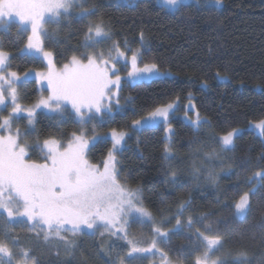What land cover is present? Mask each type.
Wrapping results in <instances>:
<instances>
[{"label": "trees", "instance_id": "16d2710c", "mask_svg": "<svg viewBox=\"0 0 264 264\" xmlns=\"http://www.w3.org/2000/svg\"><path fill=\"white\" fill-rule=\"evenodd\" d=\"M78 7L94 10V15L73 13L44 25L43 49L52 53L57 65L69 63L73 56L86 57L87 28L102 20L111 39L94 48L110 50L117 41L125 56L137 53L142 65L155 64L163 74L148 80L122 77L117 93L125 100L124 107L111 115L103 113L100 121L82 125L68 110L38 112L25 133L29 157L44 160L45 155L34 151L42 149L45 140L55 139L63 148L74 132L90 138L95 131H126L125 144L116 152L117 180L140 190V201L155 221L143 225L140 234L153 238L154 226L173 229L183 201L191 200V207L182 222L188 216H208L191 230L170 232L168 243L159 241L170 264H196L204 246L195 231H205L204 225L218 219L227 224L213 226L219 227L222 245L209 254L212 260L264 264V136L251 126L264 120V88L258 87L264 85V0H223L222 6L196 0L179 10H169L158 0H81ZM28 37L29 30L12 21L0 33V50L9 54V71L19 75L46 70L42 58L27 52ZM117 69L119 75L125 74L122 61ZM41 92L36 79H25L17 87L18 102L30 107L40 100ZM169 103L177 104L168 119L175 133L171 140L166 123L133 127L136 120ZM195 112L210 122L199 131L185 119L186 114L195 119ZM4 114L0 110V121ZM236 128L243 131L234 151L209 161L206 153L220 152L212 137ZM23 139L19 136L20 142ZM112 146L110 138L100 137L86 153L88 162L102 164ZM166 146L175 159L164 158ZM208 171L215 174L214 183L207 179ZM257 172L263 173L253 179ZM246 192H250V211L243 219H234L232 205ZM79 258L70 264H79Z\"/></svg>", "mask_w": 264, "mask_h": 264}, {"label": "snow or ice", "instance_id": "6c2138e0", "mask_svg": "<svg viewBox=\"0 0 264 264\" xmlns=\"http://www.w3.org/2000/svg\"><path fill=\"white\" fill-rule=\"evenodd\" d=\"M73 0H0V19L17 17L22 23L29 25L31 35L28 37L26 49L36 54H41L48 60L47 73H35L42 87L45 85L51 94L40 100L36 107L41 105L52 111L60 112L66 105L79 117L81 124L91 122L96 114L112 111L113 88L119 89L121 77L117 74L115 64L112 60L127 59L121 51L120 44L113 41L110 53L114 56L105 59L103 52L98 55H87V63L73 56L69 64H64L59 71L52 63V53L43 49L42 35L45 34L43 27L46 18H58L62 14H68ZM216 4H222L223 0H212ZM172 8L179 10L184 7V0H165ZM94 15V10L83 9L81 17ZM107 26L101 20L99 23L90 24L85 36V47H95L103 40H110ZM141 42L144 41L141 33ZM125 43H127L125 41ZM9 54L0 50V110L8 107L9 102L12 113L9 117L0 121V129H7L9 134L0 135V214H5L7 221L11 224L18 218H24L23 222L30 223L33 230L39 228L44 233V240L59 238L64 244L71 248L73 242L61 236L62 232H70L73 235L79 232H88L95 235L101 229L117 235L123 234L127 238L128 218L134 217L140 223L155 225L152 213L145 208L139 198V189L132 190L122 186L117 180V160L115 153L123 145L125 132L111 133L113 146L108 153L107 159L100 165H92L86 159L89 147V139L84 135L72 133V140L63 147L55 139L45 140L42 149L45 151V163L38 164L26 161L25 147L19 141L20 130L11 134L12 118L25 111L18 103L16 84L20 77L14 71H9ZM131 71L129 78H139L145 74L158 71L157 65L145 63L138 67V55L133 53L130 57ZM30 74L25 73V78ZM114 76V78H113ZM258 87L264 88V85ZM119 106V99H115ZM176 107L169 103L158 107L147 118L136 120L133 127H143L145 124L155 123L163 120L168 124L167 134L169 140L175 135L168 122L169 113ZM29 125L33 124L35 113L28 109ZM185 119L196 130L199 131L205 125H209L208 118L201 117L195 112V119L185 115ZM259 130L264 136V120L251 125ZM242 129L236 128L224 135H214V139L220 146V152L213 149L206 153L209 161L218 159L220 153L230 152L235 149V141L241 135ZM95 140V137L92 138ZM165 159H175L171 147L164 149ZM264 159V156L261 157ZM102 167V170H101ZM257 172L255 178L261 177ZM172 182H176V173L171 174ZM207 179L215 182L216 176L208 171ZM191 207V200L179 204L175 215V227L165 231L159 226L153 227V234L161 243H168L170 232L174 233L185 227L193 229L195 224L203 223L208 219L207 215L195 218L188 216L181 221V217ZM232 208L234 219H243L250 211L249 194L246 192L240 196ZM223 219L215 220L204 225L205 231L196 229L195 238L204 246L203 257H197L196 264H223L222 261L212 260L210 253L222 245L219 235V227L214 225H226ZM209 233V234H205ZM132 253L160 252L157 248V239H153L148 247H139L137 243L128 241ZM165 264H169L167 254L161 252ZM242 256L244 254H241ZM15 259L12 250L6 243L0 241V264H13ZM17 264H35V257L29 255L28 250L21 251V259ZM123 264V261H120ZM243 264V261H237Z\"/></svg>", "mask_w": 264, "mask_h": 264}, {"label": "rangeland", "instance_id": "374dc122", "mask_svg": "<svg viewBox=\"0 0 264 264\" xmlns=\"http://www.w3.org/2000/svg\"><path fill=\"white\" fill-rule=\"evenodd\" d=\"M80 1L81 0H73V2H72V6H71V8L69 9V12H68V14H62L59 18H58V20L59 19H61V18H63V17H66V16H69V15H71V14H80V12H81V10H78V5L80 4ZM120 2H134V1H136V0H119ZM193 1H196V0H184V4H186V3H189V2H193ZM206 2H208L209 4H211V5H215V6H222V4H216V3H214V2H212V0H205ZM158 2L160 3V4H162L163 6H165L167 9H169V10H175L174 8H172L171 6H169L168 4H166L165 3V0H158ZM46 20H47V22H54V21H57L55 18H53V19H48V18H46ZM17 22L18 24H20V26L21 27H24V28H27L28 30H29V36L31 35V31H30V27H29V25H27V24H25V23H22L17 17H15V16H13V17H11V18H5V19H0V33H1V31L2 30H4L6 27H7V25L10 23V22ZM46 22V23H47ZM44 25H45V23H44ZM43 25V27H45ZM43 36V35H42ZM103 41H105V40H103ZM98 45V44H97ZM112 46V45H111ZM27 52L29 53H31L32 55H34V56H37V57H40V58H42L43 60H44V62L46 63V70L45 71H43V72H40V73H47L48 72V60L46 59V58H44L41 54H36V53H33L32 51H30V50H27ZM101 52H103V54H104V57H105V59H109L110 58V56H114L115 55V53L114 52H111L110 53V50H108V49H106V48H104V47H96V48H91V47H89V51H88V54L87 55H98L99 53H101ZM133 53H128L126 56H127V59H119V60H112L111 61V63H113V64H115V68H116V71H118V69H117V65H118V63H120L121 61H122V63L124 64V66L126 67V70H125V74H122V76L121 75H119L120 77H121V80L123 79L122 77H128V73L132 70L131 69V66H130V57H131V55H132ZM138 55V54H137ZM78 59H81L83 62H85V63H87V60H86V57H83V58H78ZM71 62V61H70ZM69 62V63H70ZM52 63L55 65V68H56V70L57 71H59V70H61L62 68H63V65L62 66H59V65H57V63L55 62V60H54V58H53V56H52ZM69 63H67V64H69ZM138 67H143V65L141 64V62H140V59H139V55H138ZM30 75L27 77V78H25V74L24 75H19L18 74V76L21 78L20 79V82L19 83H17L16 84V88L18 87V84H20L22 81H24L25 79H28V78H34V79H36V81L38 82V85H39V87H40V89H41V91L43 90V92H41V98H40V100L41 99H43V98H47L50 94H51V92H50V90L47 88V86H46V83H45V85L42 87V85H41V83H40V81H39V79L36 77V75H35V72H33V73H29ZM117 74H118V72H117ZM163 74V72L162 71H160V70H158V71H154L152 74H145V75H143L142 77H139V78H131V79H134V80H148V79H152V78H155V77H159V76H161ZM113 78H114V76H113ZM17 96H18V94H17ZM113 105H112V111H111V113L110 114H108V113H106V114H108V115H111V114H113L114 112H116V111H119L120 109H122L123 107H124V104H125V100L123 99V97L122 96H120V94L119 93H117V89H115V88H113ZM115 99H119V106L117 107L116 106V104H115ZM40 100H38L35 104H33L32 106H24L23 107V105L21 104V103H19L20 104V106L22 107V108H24L25 109V111H23V112H21V113H19L17 116H15V117H13L12 118V127H11V134L12 135H15L16 134V130L17 129H19L20 130V136H21V139H22V137H24V139H23V143L22 142H20V141H18L20 144H21V146H23V147H25V149H26V152H27V155H26V157H25V159H26V161H28V162H35V163H38V164H42V163H45L46 162V160L44 159V160H37V159H32V158H30L29 157V145H28V137H27V135L25 134V133H27V132H29V127H31V126H33L34 125V121H35V118H36V115H37V113L38 112H40V111H43V112H45V113H47V114H55V113H61V112H64L65 110H68V111H71V112H73V113H75L72 109H71V106L70 105H66L65 106V108L64 109H62V111H60V112H57V111H52V110H50L49 108H45V107H43L42 105L40 106V107H36V105H38L39 104V102H40ZM173 104H175V103H173ZM176 105V107L169 113V117H170V115L171 114H173L174 112H175V110L177 109V104H175ZM28 109H31L34 113H35V117H34V121H33V124L32 125H29V122H28V112H27V110ZM5 111H6V115L4 114V115H2V119H1V121L4 119V118H6V117H9L10 115H11V113H12V107H11V104H10V102H9V105H8V107L6 108V109H4ZM76 114V113H75ZM150 115V114H149ZM148 115V116H149ZM102 116H103V113H101V114H96L95 115V118L94 119H92L91 121H94V120H101V118H102ZM148 116H146V117H144V118H147ZM169 117H168V119H169ZM79 118V117H78ZM144 118H141L140 120H143ZM160 123H164V121L163 120H158L157 122H155V123H149V124H145L143 127H147V126H153V125H157V124H160ZM134 125V124H133ZM143 127H134L135 129H140V128H143ZM254 130L256 131V133L258 134V135H260V136H262L261 134H260V132H259V130L258 129H256L255 127H254ZM117 133H121V132H125L126 133V131H121V132H118V131H116ZM111 133H112V131H109V132H106L105 134H103V133H100V132H96L95 131V134L92 136V137H90V138H88L89 139V147H88V149L96 142V141H98V139L101 137H108V138H110L111 140H112V137H111ZM9 134V131L7 130V129H0V135H3V136H6V135H8ZM127 136H128V133H127V135L124 137V141H123V145L125 144V141H126V139H127ZM93 137H95V140L93 141L92 140V138ZM113 142V141H112ZM60 143V142H59ZM123 145H122V147H123ZM121 149V148H120ZM61 150H63V148L61 147ZM88 151V150H87ZM34 152H36L37 153V155H46V153H45V151L43 150V149H36ZM87 153V152H86ZM108 156V155H107ZM107 156H106V158H105V160L107 159ZM115 156H116V153H115ZM86 159H87V157H86ZM104 160V161H105ZM103 161V162H104ZM102 162V163H103ZM91 164V163H90ZM92 165H100V166H102V164H92ZM101 170H102V167H101ZM263 172H261V174H262ZM122 186H124V187H126V188H128V189H130L127 185H124V184H121ZM132 190H134V189H132ZM253 189H251V191H252ZM249 194V200H250V192L248 193ZM129 219H130V221L131 222H139L138 220H136L134 217H129ZM147 223H144L143 225H146ZM25 226H24V224H20L19 226H18V228H17V233H18V242H21V243H23V244H25L26 243V234H28V232L25 230V228H24ZM30 232V231H29ZM35 232V235L34 236H31V237H29V246H32L33 247V251H34V253L37 255V257L38 258H41V257H43V256H50V254H49V249H48V246L46 245V244H44L45 242H43V236H41L42 234L41 233H38V232H36V231H34ZM153 239H157L158 241H157V243H159V239L158 238H156L155 236H153V238H147V240H144L143 241V243H142V246L141 247H148L149 245L147 244L148 242L147 241H152ZM73 242V246L71 247V248H68L67 246H65V253H64V255H65V262L66 263H68V264H70L71 263V260H75V259H77V257H76V255H75V244H74V241H72ZM43 246L45 247L44 249L46 250H44L43 249ZM158 248V247H157ZM159 249V248H158ZM153 252L155 253L156 251L155 250H153ZM161 252H163L161 249H160V252L159 253H161ZM129 253V252H128ZM143 254H145V256H144V259H145V261H146V263H147V261H148V263H150V264H165V261L162 259V257H161V254L159 255V256H156L155 254H153V253H143ZM150 255L149 257L147 256V255Z\"/></svg>", "mask_w": 264, "mask_h": 264}, {"label": "flooded vegetation", "instance_id": "af4514ba", "mask_svg": "<svg viewBox=\"0 0 264 264\" xmlns=\"http://www.w3.org/2000/svg\"><path fill=\"white\" fill-rule=\"evenodd\" d=\"M24 218H18L16 222L9 223L5 214H0V241L7 244L12 250L15 259L13 264H17V261L21 259V251L28 250L30 256L35 257V264H66L65 262V244L59 238H50L48 241L44 240V233L36 228L33 230L30 223L23 222ZM20 224H24L26 234V243L23 244L18 242L17 228ZM143 224L140 222H131L128 218L127 224V238H122L123 234L118 233L112 235L111 233L104 231L103 235L97 232L95 235L89 234L88 232H79L73 235L70 232H62L61 236L65 237L69 241H74L75 244V255L80 256L79 264H150L146 263L143 253H132L131 245L128 241L137 243V246L141 247L144 240H147L148 236L144 237L140 234V228ZM30 231V232H29ZM41 233L43 236V242L48 246L50 256H43L38 258L33 251V247L29 246V237L34 236L35 232ZM158 241V240H157ZM148 245L151 241H147ZM157 247L161 249L159 243ZM45 247L43 246V249ZM45 250V249H44ZM46 251V250H45ZM163 253H166L162 250ZM167 254V253H166ZM156 256H159V252H155ZM150 256L149 254L147 255ZM168 262L170 264L169 256L167 254Z\"/></svg>", "mask_w": 264, "mask_h": 264}]
</instances>
